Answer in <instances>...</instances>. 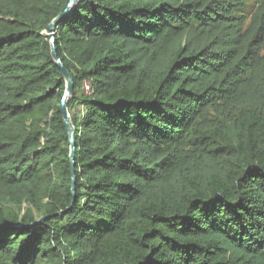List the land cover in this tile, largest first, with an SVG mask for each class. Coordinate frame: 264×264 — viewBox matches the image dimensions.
Instances as JSON below:
<instances>
[{"label": "trees", "instance_id": "trees-1", "mask_svg": "<svg viewBox=\"0 0 264 264\" xmlns=\"http://www.w3.org/2000/svg\"><path fill=\"white\" fill-rule=\"evenodd\" d=\"M69 2L0 0V264H264V2L81 0L59 23L74 204L49 36Z\"/></svg>", "mask_w": 264, "mask_h": 264}, {"label": "water", "instance_id": "water-1", "mask_svg": "<svg viewBox=\"0 0 264 264\" xmlns=\"http://www.w3.org/2000/svg\"><path fill=\"white\" fill-rule=\"evenodd\" d=\"M80 1L81 0H70L67 8L52 22V24L49 27V30H50L49 36H50V39L52 42V45H51L52 56H53V59L55 60L56 64L60 68L62 75H63V78L66 81V90H65L64 98H63L62 105H61V111H62L65 127H66V130L68 133L69 141H70L72 190H73V194H74V199L72 201V204H74V202H75V193H76V169H75L76 136H75V128H74V125L72 123L71 115H70V112L68 109V102H69L70 98L73 96L75 84H74L73 75L67 69V67H65V65L63 64V61L58 56L57 48L55 45V33H56V29H57L59 23L75 9V7L77 6V4ZM68 211L69 210H66L64 212H60V213L56 214L55 216L66 214ZM50 218H51V216L43 217L40 220H38L37 222H35L33 225H29L28 227L36 226L38 224L44 223L46 220H48ZM20 227H23V226H20Z\"/></svg>", "mask_w": 264, "mask_h": 264}, {"label": "rangeland", "instance_id": "rangeland-1", "mask_svg": "<svg viewBox=\"0 0 264 264\" xmlns=\"http://www.w3.org/2000/svg\"><path fill=\"white\" fill-rule=\"evenodd\" d=\"M247 4L250 7V11H256L258 7L264 2V0H246ZM250 23V19H248L247 24ZM89 94V93H86Z\"/></svg>", "mask_w": 264, "mask_h": 264}, {"label": "built area", "instance_id": "built-area-1", "mask_svg": "<svg viewBox=\"0 0 264 264\" xmlns=\"http://www.w3.org/2000/svg\"><path fill=\"white\" fill-rule=\"evenodd\" d=\"M84 89H85L86 92H90V85H89L88 82H86V83L84 84Z\"/></svg>", "mask_w": 264, "mask_h": 264}]
</instances>
